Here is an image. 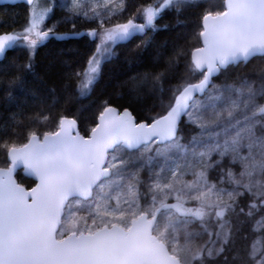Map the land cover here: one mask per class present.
Returning <instances> with one entry per match:
<instances>
[{
	"label": "snow or ice",
	"instance_id": "obj_1",
	"mask_svg": "<svg viewBox=\"0 0 264 264\" xmlns=\"http://www.w3.org/2000/svg\"><path fill=\"white\" fill-rule=\"evenodd\" d=\"M27 3V24L0 32V58L8 60V51L17 45L28 53L8 60L13 70L0 76L8 98L7 89L26 87L35 52L51 37L80 43L84 32L75 27L77 18L97 22L86 30L92 48L83 65L73 68L68 62L66 75L69 81L77 78L83 94L99 82L106 63L120 58V42L139 34L144 39L136 47L147 49L155 33L168 27L157 20L185 0L141 5L137 12L143 22L132 15L118 23L111 16L124 11L123 0H105L107 17L95 11L99 4L89 17L83 0H70L71 15L61 20L73 26L64 32L44 23L55 4ZM198 37L203 47L192 50L188 70L200 78L177 79L179 45L171 54H158L154 70L143 79L150 80L148 94L160 111L150 108L139 122L127 108L119 112L109 104L87 136L79 133L74 117L57 114L55 131L25 130L22 143L16 142L20 133L15 129L0 138L6 157V166L0 167V264H210L215 257L228 259L240 225L264 212V103H259L264 85L256 89L246 76L229 75L241 60L264 54V0H225L223 10H205ZM48 99L50 108L59 103L48 96H41L40 103ZM189 125L199 129L198 135L190 134L191 147L182 143ZM18 165L35 177L33 187L17 183ZM213 170L215 181L208 177ZM189 172L193 181L183 179ZM169 196L176 202L167 204ZM82 198L87 209L79 207ZM207 220L218 227L198 242L192 225ZM246 257L250 264H264V247H253ZM233 259L245 264L239 249Z\"/></svg>",
	"mask_w": 264,
	"mask_h": 264
},
{
	"label": "trees",
	"instance_id": "obj_2",
	"mask_svg": "<svg viewBox=\"0 0 264 264\" xmlns=\"http://www.w3.org/2000/svg\"><path fill=\"white\" fill-rule=\"evenodd\" d=\"M45 1L48 5L55 4L44 22L45 26L55 25L58 32L72 28V23L61 20L62 17L71 15L67 8L68 4H61L60 0ZM157 2L158 0H123L124 11L121 14H113L111 16L112 23L124 22L132 15L137 17V22H143L137 9L141 5ZM224 2L225 0H185L179 9L176 7L166 9L163 19L157 20V23L168 27L161 28L155 33L152 44L147 49L137 48L136 44L144 39L139 34L130 42H120L116 46L120 52V58L106 63L99 82L94 87L90 86L83 94L77 88V78L73 77L69 81L66 75L69 71L68 62H71L73 68L83 65L85 53H88L92 48V38L87 35L86 30L96 27L97 22L77 18L74 21L75 27L84 32L83 36L77 38L80 43H69L51 37L36 50L34 73L29 74L26 78L24 89H7L12 93V96L8 98L5 91L6 86L0 83V138L15 129L20 133L16 142L22 143L26 142L25 130L35 129L38 134L55 131L58 123L57 114L74 117L79 124L80 132L89 134L91 128L97 123L99 112L109 104L119 109L129 108L138 121L141 117L149 114L150 108L153 111H160L158 107L153 108L156 100L148 94L152 89V84L150 80L143 79L144 74L154 70L153 61L158 54H171L173 47L179 45L183 54L177 58L178 64L175 68L177 79L187 77L190 82H196L200 77L198 73L190 72L188 65L191 63L192 50L202 45L198 34L202 30L203 12L205 10H223ZM29 8L24 4L0 5V32L21 30L28 22ZM106 12L104 17L108 16V10ZM88 15L91 17V13ZM107 26L106 23L105 27ZM27 54L24 47L17 45L8 51L7 56L8 60L23 59ZM166 59L167 56H163V60ZM8 60L0 61V76L6 74L5 69L7 72L13 70L8 66ZM229 75H239L241 78L246 76L253 82L254 88H261L264 85V56H256L247 63L233 66L229 70ZM221 79L223 76L219 77L216 82L219 83ZM66 85L68 86L66 87ZM32 93H36V95ZM41 96L56 97L59 103L50 108L52 100L48 99L46 104H41ZM259 103H264V99H260ZM184 119L187 120L186 117ZM211 131L209 129V136ZM190 134L198 135V126L189 125L185 128L186 138L182 143L188 144V146L191 145ZM5 159L4 150L0 148V167L6 166ZM232 167L234 171H239L238 165ZM209 175L211 180H216L217 174L214 170L210 171ZM185 176L183 179H188L189 175ZM17 179L27 188L35 184L21 171L18 172ZM222 186L229 187L227 183ZM187 203V206H193L194 202ZM232 222L235 225V218H232ZM217 227L218 225L213 220H207L204 224L192 225V228L198 233V242L208 240L209 232L215 231ZM240 229L236 235L235 246L226 253L228 259L225 260L223 256L215 257L210 260V264H241V261L233 259V253L237 249H239L245 264H250L247 261L246 253L253 247L257 250L264 247V212H257L251 218L245 219V222L240 225Z\"/></svg>",
	"mask_w": 264,
	"mask_h": 264
},
{
	"label": "rangeland",
	"instance_id": "obj_3",
	"mask_svg": "<svg viewBox=\"0 0 264 264\" xmlns=\"http://www.w3.org/2000/svg\"><path fill=\"white\" fill-rule=\"evenodd\" d=\"M112 1H113V0H112ZM60 2H61V4H62V3H67V4H69V3H70V0H60ZM34 3H35L36 5H38L40 8L48 7V6H49L45 0H35ZM83 3H84V5H85V7H84V11H86V12H88V13H91V15H92L91 9L93 8V6L99 4L100 7L95 8V11H96L97 13H99L101 16H106V14H107L106 11H107L108 9H106V8L103 7V5H104V3H105V0H83ZM38 10H39V9H38ZM30 12H31V6H30V8H29V16H30ZM48 15H49V14H48ZM48 15L46 16V18L48 17ZM46 18H45V20H46ZM89 88H90V86H89ZM89 88H88V89H89ZM88 89H87V90H88ZM186 119H187V117H186ZM191 146H192V145H190L189 147H191ZM209 174H210V172L208 173V177H209V179L211 180ZM187 175H189V176L187 177L188 179H185V181H193V180H194V176L191 174V172H189V174H187ZM184 177H186V176H184ZM171 199L174 201V203L176 202L174 196H169L168 199H167V201H169V200H171ZM167 201H166V202H167ZM187 202H192V203H193V201H186V203H187ZM141 203H144V200H143V199L141 200ZM111 204L114 206V205H115V201L112 200V201H111ZM187 204H188V203H187ZM79 207L84 208L85 206H79ZM87 207H88V205H87ZM81 214H83V213H81ZM204 228H206V226H204Z\"/></svg>",
	"mask_w": 264,
	"mask_h": 264
},
{
	"label": "water",
	"instance_id": "obj_4",
	"mask_svg": "<svg viewBox=\"0 0 264 264\" xmlns=\"http://www.w3.org/2000/svg\"><path fill=\"white\" fill-rule=\"evenodd\" d=\"M35 1V0H34ZM15 5V4H25V5H27V6H30L28 3H27V0H0V5ZM202 39V38H201ZM201 47H203V41H202V46ZM11 50V49H10ZM9 50V51H10ZM256 56H264V54H260V53H257V54H255L253 57H250L249 58V60H251L252 58H254V57H256ZM1 60H3V58H0V61ZM248 60V61H249ZM248 61H243V60H241L239 63H241V62H248ZM238 63V64H239ZM113 107H115V106H113ZM119 112H122L124 109H119L118 107H115ZM128 109V108H127ZM130 112H132L130 109H128ZM133 114V113H132ZM97 122H98V120H97ZM138 122V121H137ZM77 129H78V131H79V125H78V122H77ZM79 133H80V131H79ZM81 134V133H80ZM91 134V133H90ZM89 134V135H90ZM82 135V134H81ZM84 136V135H83ZM19 170H22V173L26 176V177H28V178H31V179H33L34 181H35V183L37 182L36 180H35V177H33L22 165H18L17 166V168H16V170H15V172H14V178H15V180L17 181V183H19L18 182V180H17V177H16V175H17V173H18V171ZM20 184V183H19ZM35 185V184H34ZM33 185V186H34ZM24 186V185H23ZM25 187V186H24ZM26 188V187H25Z\"/></svg>",
	"mask_w": 264,
	"mask_h": 264
}]
</instances>
